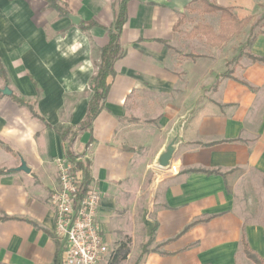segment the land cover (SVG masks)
<instances>
[{"label": "crops", "instance_id": "crops-1", "mask_svg": "<svg viewBox=\"0 0 264 264\" xmlns=\"http://www.w3.org/2000/svg\"><path fill=\"white\" fill-rule=\"evenodd\" d=\"M57 1L66 16L44 0H0V264H60L49 195L66 155L98 184L109 248L133 238L140 220L135 264H253L242 240L264 261V64L243 56L228 68L200 36L174 31L193 0H128L124 56L82 131L94 62L121 0ZM214 2L239 20L264 6ZM89 22L98 27L82 31ZM248 53L264 60V34ZM21 161L28 174L17 171Z\"/></svg>", "mask_w": 264, "mask_h": 264}, {"label": "built area", "instance_id": "built-area-1", "mask_svg": "<svg viewBox=\"0 0 264 264\" xmlns=\"http://www.w3.org/2000/svg\"><path fill=\"white\" fill-rule=\"evenodd\" d=\"M55 168L58 184L49 203L54 208L53 236L62 247L60 264H106L111 254L97 219L102 197L98 184L87 176L80 157L57 158ZM169 171L176 173L173 167Z\"/></svg>", "mask_w": 264, "mask_h": 264}, {"label": "trees", "instance_id": "trees-1", "mask_svg": "<svg viewBox=\"0 0 264 264\" xmlns=\"http://www.w3.org/2000/svg\"><path fill=\"white\" fill-rule=\"evenodd\" d=\"M48 7L53 9L58 13L60 16H66L67 12L64 8L60 7L57 0H44ZM128 0H121L119 3L118 13L116 15L115 21L112 26L108 29H105L108 35V44L99 50V64L97 66L96 75L91 79L89 89L92 91L93 95L88 103L87 111H86V119L81 124V130H85L89 128L100 113L102 109V105L106 100L108 94V85H107V78L114 75V64L120 60L124 56V52L120 46V34L124 25L127 22V15H126V3ZM199 1L203 3L205 13H220V32L219 34L215 35L213 31L209 28L203 29L200 26H195L191 32L187 35L188 39L195 38L197 36H203L211 42L212 47H220L223 43L228 42L232 35L240 33V31L248 25L250 22V18L246 17L242 20H239L230 9L219 7L215 4V0L208 1V0H193V2ZM192 2V3H193ZM184 16L177 22L176 26L174 27V31H176L182 24H183ZM93 27H98L96 23L89 22L86 27H81L82 31H87ZM100 28V27H99ZM102 29V28H101ZM203 29V30H202ZM264 34L261 31L257 32L253 35L248 41V47H250L258 35ZM248 57L253 62H260L264 64L263 59H259L256 57L251 56L249 53L244 55L239 54V59L241 57ZM191 59H195L198 56H189ZM229 74L226 73V75ZM0 77L3 80H6V73L3 66L0 64ZM18 103L22 105L24 104L22 101H18ZM27 106V105H26ZM29 107V106H27ZM30 111L32 109L29 107ZM70 131L64 130L61 134L62 141H67L70 137ZM74 138V136H72ZM71 155V154H70ZM191 226L184 230L187 231ZM243 251L248 260H250L253 264H264V261L260 260L255 254H253L249 248L247 247L244 240H242ZM129 253L128 247L126 244H120L111 254L110 260L108 264H119L120 262L124 261Z\"/></svg>", "mask_w": 264, "mask_h": 264}, {"label": "rangeland", "instance_id": "rangeland-1", "mask_svg": "<svg viewBox=\"0 0 264 264\" xmlns=\"http://www.w3.org/2000/svg\"><path fill=\"white\" fill-rule=\"evenodd\" d=\"M204 10L205 7L203 3L199 1L193 2L190 5V7H188L187 12L184 14L183 24L180 27L179 31L183 34H186L187 32H191V30L195 26H200L203 29H207V28L211 29L215 35L219 34L221 14L220 13L209 14V13H205ZM232 13L234 14V12ZM234 15L236 16V14ZM248 17L250 18V22L248 23V25L243 27L240 33L232 35L230 37V40L228 42L223 43L219 48L213 47V48H217L221 52L223 58H226L225 60L227 62L228 68H230L232 65H235V63L238 62L239 54L244 55L249 52V47H248L249 39L257 32L264 29V6H262L259 11L256 10L254 15H250ZM199 38L201 40L202 45L212 47L211 42L208 39H206L203 36H200ZM183 39L185 40V37ZM191 53H193V51H191ZM97 66L98 64L94 62V67L96 69V72H97ZM139 221L140 220H138V223L136 225V230L133 232L134 233L133 238H135V242H137L138 245L133 246L132 245L133 238L129 236H125L121 241L122 244H126V246L128 247L129 256H130V258H127V260L121 264H135L140 258L142 246L139 244L143 242L144 233ZM117 247H118L117 245L110 246L109 248L110 254H112V252ZM108 262L109 261H107L106 264H108Z\"/></svg>", "mask_w": 264, "mask_h": 264}, {"label": "water", "instance_id": "water-1", "mask_svg": "<svg viewBox=\"0 0 264 264\" xmlns=\"http://www.w3.org/2000/svg\"><path fill=\"white\" fill-rule=\"evenodd\" d=\"M70 19L72 20V22H73L74 24H78V20H77L75 17H71ZM1 93H2L4 96H11V95H12L11 91L8 90V88H4L3 90H1ZM171 155H172V150L169 149V150H168V153L165 154V155L161 158V160H160V166H161L162 168H166V167H168V163H169V161H170V159H171ZM17 171L24 172V173H27V174L29 173V170L26 168V165H25V163H24L23 161H21V166L17 169Z\"/></svg>", "mask_w": 264, "mask_h": 264}]
</instances>
